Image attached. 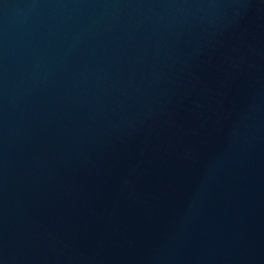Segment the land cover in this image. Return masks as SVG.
<instances>
[{"label":"water","instance_id":"1","mask_svg":"<svg viewBox=\"0 0 264 264\" xmlns=\"http://www.w3.org/2000/svg\"><path fill=\"white\" fill-rule=\"evenodd\" d=\"M0 264H264V0H0Z\"/></svg>","mask_w":264,"mask_h":264}]
</instances>
